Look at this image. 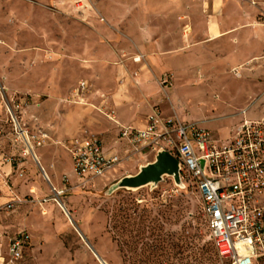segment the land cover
<instances>
[{
  "label": "rangeland",
  "instance_id": "374dc122",
  "mask_svg": "<svg viewBox=\"0 0 264 264\" xmlns=\"http://www.w3.org/2000/svg\"><path fill=\"white\" fill-rule=\"evenodd\" d=\"M256 1L264 8V0ZM102 2L0 0V101L1 95L27 97L23 121L33 120L29 109L41 99L45 67L62 56L59 40H66L69 33L87 39L89 27L121 22ZM261 13L256 16L262 35L255 39L246 29L247 46L241 45L242 39L234 43L231 36H224L190 49L195 62L175 77L173 86L171 72L163 73L159 83L165 91L159 97L165 114L176 113L179 121L186 122L207 119L203 125L220 139L227 138L243 117L264 116V60L259 66L256 61L254 68L249 63L237 66L240 57L258 48L256 43L264 48ZM69 48L66 54L75 55L74 48ZM34 64L38 72L29 79L27 69ZM69 79L74 81V77ZM152 158L153 153H148V159ZM135 165L124 161L108 175L134 170ZM72 168L70 155L65 154L53 170L62 194L39 192L19 202L26 211L21 228L29 232L31 247L19 261L9 263L6 242L13 233L4 230V242L0 238L4 264H102L100 259L106 264H226L208 238L200 199L191 186L164 176L158 183L132 190L110 176L77 179ZM63 173L68 179L62 178ZM56 200L62 202L64 211Z\"/></svg>",
  "mask_w": 264,
  "mask_h": 264
},
{
  "label": "crops",
  "instance_id": "0c3cea01",
  "mask_svg": "<svg viewBox=\"0 0 264 264\" xmlns=\"http://www.w3.org/2000/svg\"><path fill=\"white\" fill-rule=\"evenodd\" d=\"M259 3L256 0H103L101 4L105 9L111 7L120 16L119 24L89 27L87 39H83L80 33L70 36L68 32L66 40H59L64 48L62 56L57 63L50 62L45 67V87L39 90L41 99L29 109L33 120L24 121L30 129L45 131L48 135L46 142L33 147L32 155H22V145L10 139L11 127L8 124L0 133L2 242L4 230L13 233L7 238L6 252L10 238L20 231L27 232L21 228L26 211L19 202L25 196L39 192L59 191L53 170L65 154L69 155L63 145L64 140L96 134L103 141L105 152L124 155L127 145L117 139L120 126L145 127L152 106L160 108L165 116L177 117L176 113L165 114L161 107L163 99L159 94L164 93L165 88L159 82L163 73L171 72L173 86L175 77L180 72L189 71L192 61L195 62L191 52L194 46L224 36H231L234 43L242 39L241 45L247 46L249 36L246 29L252 31L257 39L262 30L257 25L256 15L264 13ZM91 28L95 30L91 32ZM96 34L101 37H96ZM255 45L258 48L240 57L237 66L249 63L254 68L256 61V66L261 64L264 48L259 43ZM69 47L74 48L75 55L66 54V51L70 52ZM136 56H140V60L134 62ZM27 70L29 79L38 72L35 64L28 66ZM254 71L247 70V73ZM197 72H200L198 67ZM70 77H74V81ZM80 81L86 83V88L76 94ZM88 83L91 89H88ZM74 85L76 87L73 88ZM67 93L70 94L65 97ZM165 96L168 98L166 92ZM196 121L205 127L203 124L208 120ZM128 160L136 164L134 170L123 169L119 175L107 174L103 178L110 176L121 180L124 176L135 175L153 158L150 160L148 154L136 153L116 166ZM63 174L62 178L68 179V175ZM27 234L30 240L24 254L31 247V236L29 232ZM5 256L0 252V264H4Z\"/></svg>",
  "mask_w": 264,
  "mask_h": 264
},
{
  "label": "built area",
  "instance_id": "2783aa9c",
  "mask_svg": "<svg viewBox=\"0 0 264 264\" xmlns=\"http://www.w3.org/2000/svg\"><path fill=\"white\" fill-rule=\"evenodd\" d=\"M139 60L140 56L133 59ZM85 88L80 81L75 93ZM1 97L0 133L8 124L11 141L22 145L21 154L32 155L33 147L42 146L48 135L23 121L27 97ZM151 108L145 127H119L117 139L127 145L124 155L105 152L96 134L64 140L77 179L104 177L136 153H153V159L159 152L169 153L176 160L178 181L191 186L200 199L208 238L221 261L264 264V116L243 117L227 138L220 139L198 121H179L157 106ZM29 240L25 231L10 238L9 263L23 257Z\"/></svg>",
  "mask_w": 264,
  "mask_h": 264
},
{
  "label": "water",
  "instance_id": "95a60500",
  "mask_svg": "<svg viewBox=\"0 0 264 264\" xmlns=\"http://www.w3.org/2000/svg\"><path fill=\"white\" fill-rule=\"evenodd\" d=\"M177 171L176 160L169 153L162 151L156 155L152 162L140 167L137 174L124 176L118 182L122 185L137 188L144 184L158 183L164 175H171L174 180L178 181ZM100 260L106 264L104 260Z\"/></svg>",
  "mask_w": 264,
  "mask_h": 264
},
{
  "label": "bare ground",
  "instance_id": "6f19581e",
  "mask_svg": "<svg viewBox=\"0 0 264 264\" xmlns=\"http://www.w3.org/2000/svg\"><path fill=\"white\" fill-rule=\"evenodd\" d=\"M234 69H237V68H234ZM236 74H237V76L239 75L238 72H236ZM128 188H130V187H128ZM131 189H132V190H137V188H133V187H131ZM56 201H57V200H56ZM57 204H58V206L60 207V209L64 211V206H63L62 202L57 201ZM101 263L104 264L102 261H101Z\"/></svg>",
  "mask_w": 264,
  "mask_h": 264
}]
</instances>
